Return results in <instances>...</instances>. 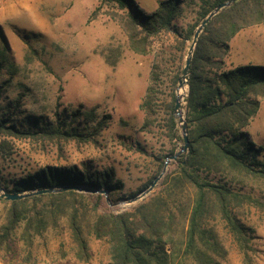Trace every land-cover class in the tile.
Listing matches in <instances>:
<instances>
[{"label": "trees", "instance_id": "1", "mask_svg": "<svg viewBox=\"0 0 264 264\" xmlns=\"http://www.w3.org/2000/svg\"><path fill=\"white\" fill-rule=\"evenodd\" d=\"M100 1L115 8L107 13L127 35L133 51L155 53L150 83L141 103L144 127L164 121L167 135L182 140L173 113L184 51L198 25L227 0H160L152 12L143 10L136 0ZM191 14L192 21L179 25L178 19ZM263 22L264 0H238L216 14L200 34L185 105L190 148L176 159L177 173L166 174L165 188L149 200L120 213L100 211L98 200L103 197V189L114 202L130 199L155 177L137 191L124 194L123 181L113 166L94 169L89 165L47 164L9 180L0 175V185L11 193L70 185L99 193L96 201L86 193L91 191L74 189L20 200L0 198L5 206L0 256L10 253L12 243L19 237L26 243V259L35 262V238L58 227L64 218L74 254L84 262L92 258L88 235L94 234L108 244V264H222L218 257L227 253L222 237L203 226L215 214L226 221L239 245L244 250L249 248L251 228L238 216L245 213L240 210L245 200L253 198L236 190L233 183L246 185L250 177H264V162L259 158L262 148L246 131L264 99V64L225 68V58L237 33ZM167 39L173 40L170 51ZM3 62L0 61V73L7 64L11 65ZM9 83V79L0 83L2 156L12 153L8 137L88 143L97 141L109 125L111 115L100 117L95 109L56 113L55 119L26 115L21 108L23 94L4 97ZM176 152L175 148L170 150V154ZM202 172L221 173L225 179L206 180L201 178Z\"/></svg>", "mask_w": 264, "mask_h": 264}, {"label": "rangeland", "instance_id": "2", "mask_svg": "<svg viewBox=\"0 0 264 264\" xmlns=\"http://www.w3.org/2000/svg\"><path fill=\"white\" fill-rule=\"evenodd\" d=\"M159 1L136 0L146 12L155 10ZM110 9L115 8L100 0H0V61L11 64L0 73V83L10 80L4 97L23 94L21 108L26 115L48 119L76 109H95L100 117L111 115L108 127L93 142L8 137L13 149L8 156L0 154V175L9 180L47 164L89 165L94 169L113 166L123 181L122 192L128 194L155 176L153 183L166 167L155 188L135 201L132 200L152 183L134 197L115 202L108 192L101 193L100 200L98 192H86L92 201H99L100 211L120 213L162 192L166 174L174 175L178 170V162L169 159L173 155L170 150L181 151L184 140L176 118L182 140L167 135L164 121L144 127L141 103L150 83L155 53L143 55L133 51L127 35L108 15ZM193 18L191 14L178 19V23L186 25ZM167 40L170 51L173 40ZM187 43L184 62L191 41ZM230 46L225 68L264 64V22L241 30ZM185 105L186 98V119ZM246 131L261 146L259 158L264 162V99ZM201 178L215 182L225 179L216 172H202ZM248 179L246 185L233 183V187L253 198L245 200L240 208L245 213L238 216L251 228L249 248L244 250L239 245L219 215L209 216L203 225L222 237L227 252L225 257H218L222 264H264V177ZM4 215L5 206L0 202V225ZM88 242L92 258L84 262L74 254L68 221L64 218L58 227L35 238V262L26 259V243L17 237L11 252L0 256V264H108L111 257L107 242L94 234L88 235Z\"/></svg>", "mask_w": 264, "mask_h": 264}, {"label": "water", "instance_id": "3", "mask_svg": "<svg viewBox=\"0 0 264 264\" xmlns=\"http://www.w3.org/2000/svg\"><path fill=\"white\" fill-rule=\"evenodd\" d=\"M236 1H238V0H227V1L222 2L221 4H219L198 25V27L196 28V30L194 32L193 39L191 41V45L189 46V49H188L186 57H185L184 67H183V70H182L180 81H179L177 89H176V99H175V108H174V116H175L176 120H178L180 122L182 136H183V140H184V146L181 149V151L177 152L176 154L171 155L169 157V159H175L176 160L181 153L188 151L189 148H190L188 127H187L186 119L184 117L183 105H184V100L188 96V93H189V80H190V74H191V63H192L194 51H195L198 39L200 37V34L203 32V30L205 29V27L207 26L209 21L216 14H218L222 9L233 5ZM184 86L188 87V91L186 90V94L184 96H182V95L179 94V90H180V88H182ZM166 164H168V162H166ZM165 170H166V167L164 168L163 173L160 176H158L153 181V183L150 185V187L147 190H145L144 192H142V194L140 196L135 197L132 201H135V200L145 196L149 192H151L155 188V186L158 183V181L160 180V178L163 176ZM70 189H74V190H78V191L79 190L80 191H91V192L95 191V190L90 189V188L87 189V188H83V187H80V186H77V185H70V186H63V187H54V188L37 189V190H27V191H24V192L11 193V192L5 190L3 187L0 186V196L2 198L8 199V200H20V199H23V198H27V197L38 195V194H42V193L61 192V191H66V190H70ZM100 192L106 194L107 190L103 189Z\"/></svg>", "mask_w": 264, "mask_h": 264}, {"label": "bare ground", "instance_id": "4", "mask_svg": "<svg viewBox=\"0 0 264 264\" xmlns=\"http://www.w3.org/2000/svg\"><path fill=\"white\" fill-rule=\"evenodd\" d=\"M186 90H187V87H185V86L182 87V88H180L179 94L182 95V96H184L186 94Z\"/></svg>", "mask_w": 264, "mask_h": 264}]
</instances>
